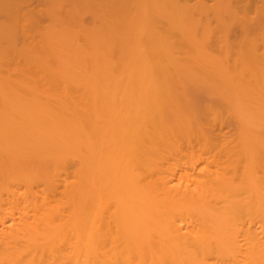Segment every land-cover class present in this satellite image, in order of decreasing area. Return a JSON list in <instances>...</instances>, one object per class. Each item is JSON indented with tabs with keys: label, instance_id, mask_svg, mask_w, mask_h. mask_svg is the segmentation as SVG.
Segmentation results:
<instances>
[{
	"label": "bare ground",
	"instance_id": "bare-ground-1",
	"mask_svg": "<svg viewBox=\"0 0 264 264\" xmlns=\"http://www.w3.org/2000/svg\"><path fill=\"white\" fill-rule=\"evenodd\" d=\"M211 1L0 0V264H264V0Z\"/></svg>",
	"mask_w": 264,
	"mask_h": 264
},
{
	"label": "rangeland",
	"instance_id": "rangeland-1",
	"mask_svg": "<svg viewBox=\"0 0 264 264\" xmlns=\"http://www.w3.org/2000/svg\"><path fill=\"white\" fill-rule=\"evenodd\" d=\"M208 1V2H207ZM256 1V0H255ZM212 1L211 0H206V4L208 5V6H210L212 3H211ZM257 2V1H256ZM191 3V5H193L194 3H196V0H190V2H189V4ZM193 3V4H192ZM256 4H258V3H256ZM259 5V4H258ZM257 5V6H258ZM253 8V9H252ZM254 8H255V3L253 4V6L251 7V9H250V11H249V14L251 13L252 15L255 13L254 12ZM251 14H250V16H251ZM255 15V14H254ZM251 17H253V16H251ZM236 27H233L232 28V30H230V36L232 37V39L234 40V37H236L237 39H239V31L237 30V29H235ZM235 38V39H236ZM19 41H20V43H19ZM17 43V42H16ZM17 45V47H18V45L20 46L21 45V40H18V43L16 44ZM21 47V46H20ZM20 47H18V48H20ZM195 84V83H194ZM193 84V85H194ZM192 84H190L189 85V88L191 89H189L188 88V92L190 93H188V96H189V99L191 100V101H195V103H196V106H199V101H203V100H205L204 102H202V103H200V105L201 104H203V103H205L207 100H208V96L206 95V94H204V93H206V92H204V91H206L200 84H197V85H200L203 89H204V91H202V89H201V87H199V86H193ZM194 95V96H193ZM192 96H193V98H192ZM198 96V97H197ZM202 96V97H201ZM200 98V99H199ZM198 99V100H197ZM209 100H210V98H209ZM207 102H209V101H207ZM192 103H194V102H192Z\"/></svg>",
	"mask_w": 264,
	"mask_h": 264
}]
</instances>
